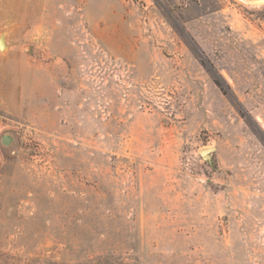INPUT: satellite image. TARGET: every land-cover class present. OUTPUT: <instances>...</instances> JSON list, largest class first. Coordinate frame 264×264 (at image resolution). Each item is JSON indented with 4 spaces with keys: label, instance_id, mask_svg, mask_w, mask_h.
<instances>
[{
    "label": "rangeland",
    "instance_id": "obj_1",
    "mask_svg": "<svg viewBox=\"0 0 264 264\" xmlns=\"http://www.w3.org/2000/svg\"><path fill=\"white\" fill-rule=\"evenodd\" d=\"M1 38L0 264H264V0H0Z\"/></svg>",
    "mask_w": 264,
    "mask_h": 264
},
{
    "label": "water",
    "instance_id": "obj_2",
    "mask_svg": "<svg viewBox=\"0 0 264 264\" xmlns=\"http://www.w3.org/2000/svg\"><path fill=\"white\" fill-rule=\"evenodd\" d=\"M4 40L3 38L0 39V46L4 47ZM13 136L10 134H5L2 136V142L5 145H10L13 141ZM216 150V147H210L206 149H201L200 154L205 160H211L212 159V152Z\"/></svg>",
    "mask_w": 264,
    "mask_h": 264
}]
</instances>
